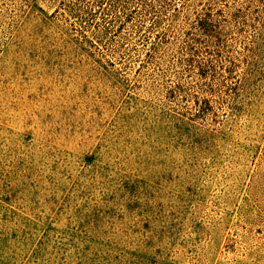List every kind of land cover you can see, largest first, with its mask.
<instances>
[{
	"label": "trees",
	"instance_id": "trees-1",
	"mask_svg": "<svg viewBox=\"0 0 264 264\" xmlns=\"http://www.w3.org/2000/svg\"><path fill=\"white\" fill-rule=\"evenodd\" d=\"M53 1L63 52L119 104L128 167L0 137V264H195L257 226L264 242V207L210 217L174 184L220 143L264 153V0Z\"/></svg>",
	"mask_w": 264,
	"mask_h": 264
},
{
	"label": "rangeland",
	"instance_id": "rangeland-1",
	"mask_svg": "<svg viewBox=\"0 0 264 264\" xmlns=\"http://www.w3.org/2000/svg\"><path fill=\"white\" fill-rule=\"evenodd\" d=\"M59 6L53 0H0V137L56 145L85 163L88 157L125 169V144H109L119 104L89 63L58 44V37H68L55 16ZM185 161L191 167L181 160L174 184L186 201L207 205L210 217L223 205L244 206L249 215L264 207L263 151L248 155L220 143L211 159L198 155ZM255 228L244 235L229 230L217 247L202 253L208 260L199 251L195 264L264 263L262 231Z\"/></svg>",
	"mask_w": 264,
	"mask_h": 264
}]
</instances>
